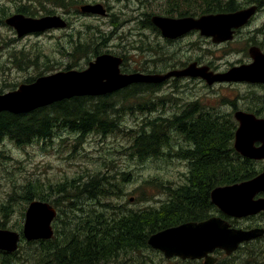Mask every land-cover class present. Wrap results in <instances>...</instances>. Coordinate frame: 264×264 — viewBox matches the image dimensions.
I'll return each mask as SVG.
<instances>
[{
  "label": "rangeland",
  "instance_id": "rangeland-1",
  "mask_svg": "<svg viewBox=\"0 0 264 264\" xmlns=\"http://www.w3.org/2000/svg\"><path fill=\"white\" fill-rule=\"evenodd\" d=\"M238 1L242 8L252 0ZM87 3L101 4L106 14L82 12L80 6ZM52 4L54 3L47 0H0V85H7L1 87L3 92L14 89L18 83L37 74L35 66L26 68L25 53L29 56L38 54L39 67H42L43 60L58 63L53 64L55 70L50 72L63 70L69 62L81 64L80 52L65 56L58 46L66 52L71 51L74 39L79 38L81 42L89 39V28L100 29L107 36L104 44L107 48L104 49L113 51V55L123 52L130 68L145 67L150 70H165L171 66L197 61L213 70L225 71L231 65L250 61L247 50L251 44H264V9L240 28L231 41L216 44L197 32L173 42L163 37L152 23L151 26L147 24V14H156L164 7V0H70L68 6L62 8ZM21 6L34 13L32 17L52 15L54 9L75 12L78 8L82 14L69 18L71 25L68 27L17 36L16 30L6 25L4 19ZM62 11H58V14ZM110 22H114V25ZM143 97L153 99V110H127V105L131 104H125L118 121L121 128L113 133L89 134L77 140V134L63 131L51 141L32 142L23 146L8 138L0 140V203L5 201L6 194L21 192L27 182H37L47 189L49 184L79 176L89 178L102 172L114 177L111 181L117 179V188L113 190L118 193L102 199L105 206H96L107 216L120 215L141 207H157L169 197V192L165 189L167 186L185 182L188 168L186 160L177 154L182 138L176 132L169 134L170 144L162 150L161 159L156 160L154 156L139 159L135 155L133 138L139 131H148V127L144 125L149 118L163 120L164 117H172L180 113L185 104L194 100L218 114H228L237 108H258L264 113V85L259 83L224 82L209 86L202 79L180 78L170 81L164 87V97L160 90L145 93ZM167 97L170 100L164 103ZM147 99H136L132 105L136 102L143 103ZM149 105L148 102L144 107ZM121 171H130L132 174L129 178H119ZM153 177L164 182V191L151 184H142L143 180ZM55 195L52 196L53 199L56 198ZM57 199L63 213H59L58 218L53 221V227L68 229L73 226L84 201H70L66 195H58ZM13 206L9 219L11 225L17 224L19 219V212L16 211L19 204L15 202ZM244 251L241 249L234 252L236 255L230 263L264 264V251L255 256H249ZM133 261L129 264L166 263L163 256L151 250H146L143 255L134 254Z\"/></svg>",
  "mask_w": 264,
  "mask_h": 264
},
{
  "label": "trees",
  "instance_id": "trees-1",
  "mask_svg": "<svg viewBox=\"0 0 264 264\" xmlns=\"http://www.w3.org/2000/svg\"><path fill=\"white\" fill-rule=\"evenodd\" d=\"M47 1L62 8L67 7L70 0ZM258 1L252 0L251 3ZM241 6L238 0H164V7L156 14L168 17H195L207 13L230 12ZM17 11L26 16L34 15L22 6ZM150 16L147 14L146 22L151 26ZM110 23L114 25V22ZM88 34L89 39L85 42H81L79 38L74 39L73 49L69 52L58 46L65 56L80 52L81 64L69 62L63 70H80L101 53L114 54L113 51L104 49L107 48V45H104L107 36L100 29L89 28ZM67 40L71 42L70 39ZM38 56L24 54L26 68H37L35 77H28L24 82H31L37 76L55 70L53 64L58 63L48 60H43L42 67H39ZM150 86L135 84L105 95L73 96L26 113L1 111L0 140L8 138L23 146L32 142L51 141L63 131L77 134V140L89 134L113 133L121 128L118 121L125 104H131L127 105V110H153V99H147L141 94ZM151 88L148 93L155 91ZM136 99L147 100L132 105ZM168 100L170 97L164 99V103ZM148 102L150 105L144 107ZM182 109L172 117H164V122L160 118H149L144 125L148 127V131H139L133 138L132 146L139 159L149 156H154L156 160L161 159L162 150L170 144L171 132H176L189 142L188 147H180L177 150L178 155L190 158L185 182L167 186L165 189L169 192L168 199L160 202L157 207L130 209L120 215L107 216L96 206H105L101 200L118 193L113 190L117 188V179L111 181L114 177L109 174L97 172L89 178L79 176L65 182L49 184L47 189L37 182H27L21 192L12 191L6 194L5 201L0 203V228H14L21 235L16 251H0V264H129L130 261L134 262V254L143 255L146 250L163 256L147 244V239L152 233L179 222L195 220L214 206L209 197L213 187L250 178L260 169V164L249 160L246 162L240 157L235 159L230 155L233 148L230 149L229 137L232 138L237 126L233 111L218 114L198 100L185 104ZM244 110L264 117V113L258 108ZM131 174L130 171H121L119 178H129ZM142 184H151L164 191V182L160 178L145 179ZM54 195L55 199L52 197ZM58 195H66L70 201H84V206L76 214L73 226L63 230L53 227L54 234L49 239L25 240L21 231L28 203L34 199L48 202L56 209V220L59 213H63L58 206ZM15 202L19 204L16 210L19 212V219L17 224L11 225L9 219Z\"/></svg>",
  "mask_w": 264,
  "mask_h": 264
},
{
  "label": "water",
  "instance_id": "water-1",
  "mask_svg": "<svg viewBox=\"0 0 264 264\" xmlns=\"http://www.w3.org/2000/svg\"><path fill=\"white\" fill-rule=\"evenodd\" d=\"M80 10L92 14H106L101 4L87 3L81 5ZM255 11L256 6L252 5L230 12L207 13L197 17L155 14L150 17V21L165 38L175 39L197 30L201 36L219 44L232 40L236 30L244 26ZM5 23L16 30L17 36L66 26L60 15L29 17L20 13L8 16ZM248 54L251 62L233 65L221 72L192 61L183 68L171 69L162 74H124L119 68L122 59L105 52L89 61L82 70H59L41 75L32 82L21 83L13 90L0 93V112L26 113L73 96L105 95L131 83H161L170 77H200L208 85L215 82L264 83V53L257 46H251ZM233 117L238 124L234 132V149L242 156L264 161V117L240 109L234 111ZM256 142H260V145L256 146ZM260 192H264V165L261 172L253 178L213 187L209 197L211 203L221 212L240 218L264 211V197L255 198ZM55 216L56 209L48 202L36 199L30 201L24 213L23 237L26 240L51 238V224ZM263 235V228L232 227L227 221L213 217L159 230L148 237L147 244L159 250L165 258H204V264H214L217 259L212 255L214 250L220 249L226 255H231L242 243ZM19 241V232L0 228V251H15Z\"/></svg>",
  "mask_w": 264,
  "mask_h": 264
},
{
  "label": "flooded vegetation",
  "instance_id": "flooded-vegetation-1",
  "mask_svg": "<svg viewBox=\"0 0 264 264\" xmlns=\"http://www.w3.org/2000/svg\"><path fill=\"white\" fill-rule=\"evenodd\" d=\"M254 4L256 5L257 12L261 11L262 9H264V0H259L258 2H256V3L253 2V3H250L249 5H254ZM78 5H80V4H78ZM78 5H76V6H78ZM58 8H61V7H58ZM17 10H18V8H17ZM17 10H16L15 13H21V12H19ZM53 11H54L53 13L55 15H59L58 14V11H62V10L54 9ZM68 11H65V12L62 11V13L60 14V16H62L63 19L66 21V27H68V26L71 25V21L69 20V18H71L72 16H75V15L82 14L78 8L76 9L75 12L72 11V10H70L69 12ZM54 14H52V15H54ZM195 32L196 31H191V32H189L186 35H189V34L195 33ZM186 35H184L182 37H179L177 39L179 40V39L185 37ZM177 39H168V40L174 42ZM252 45L253 44H251L250 46H252ZM255 46H258L260 48V50L264 53V44L263 43H259V45H255ZM120 53L122 55H120ZM115 55H117L118 57H120L122 59L119 68H120V72L121 73H124V74L134 73V72H140V73H144V74H150V73H152V74L153 73L154 74H156V73L162 74V73L167 72V71H169L171 69H180V68H182V67L185 66V65H181V66L180 65L179 66L176 65V66H173V67H168L165 70H150L149 68H145V67H143V68H139V67L130 68V66L127 65V62H126V59L127 58L125 57V54L123 52L120 51V52H118ZM250 61H251V59H250ZM214 71H216V70H214ZM188 78H190V77H188ZM177 79H180V78H178V77H170V78H168L167 80H165V81H163L161 83L135 82V83H131V84L127 85V86L135 85V84L151 85L148 88V90H146V92L141 93L142 96L145 93H148L149 92V89L152 90L151 87H153L155 89V91L156 90L157 91L160 90V92L162 94V97H164V87L166 85H168L170 81H175ZM197 79H200V78H197ZM21 83H24V81L18 83L17 86L19 84H21ZM234 83H238V82H234ZM259 84L264 85V83H259ZM2 86L3 87H6L7 85L4 84ZM2 86L0 85V93H3V91H2L3 89L1 88ZM127 86H125V87H127ZM210 86H212V85H210ZM125 87H123V88H125ZM123 88H120L118 90H121ZM118 90H116V91H118ZM163 122H164V119H163ZM181 138H182V142L180 144H178L179 148L180 147H188L190 145L189 142L185 141L184 140V137H181ZM229 141H230V149L233 148V150H234V152H233V150H232V152H230V155H232L235 159H239V157H240L241 160H245L246 162L249 160L251 162L260 164L259 171H257V173L255 175H253L252 177H250V178H253L258 173H260V171L263 168V164H264L263 160H256V159H251V158L242 156L239 152H237L234 149V142H233L234 141V137L233 136H232V138L229 137ZM182 143L184 145H182ZM255 145L256 146L260 145V142H256ZM181 157H183L186 160V166L188 168L187 169V172H188V170H189V164H190V160H189L190 158L189 157L186 158L185 156H181ZM250 178H247V179H244V180H248ZM241 181H243V180H241ZM260 197H264V192H260V193H257L255 195V198H260ZM138 209H140V208H138ZM132 210H135V209H132ZM213 217H219V218L227 221L228 223L231 224L232 227H237V228H242V229H251V228L259 227V228H263L264 229V211H260V212H258L256 214H253V215H247V216H244V217L237 218V217H232V216H230L228 214H225V213L221 212L215 205L213 207H211L208 211H206L204 214H202L201 216H198L195 220H190V221L200 222V221H203V220H206V219H209V218H213ZM242 221H245L247 223L246 224H242L241 223ZM181 223H184V222H181ZM181 223L179 222L176 225H179ZM172 226H175V225H172ZM259 246H261L262 248H260V249L257 248ZM241 249H244L245 250L244 253H247L249 256H255L256 254H260L262 251H264V235L262 237L254 238V239H252L250 241L244 242L243 244H241L237 248V250L235 252L237 253ZM236 253L228 256V255H226L224 253V251H222L220 249H216L212 253V255L217 258L214 264H231L230 261L236 255ZM164 261L166 262L165 264H204V258H201V259H189V258L183 259V258H180L178 256H173L171 258H165L164 257Z\"/></svg>",
  "mask_w": 264,
  "mask_h": 264
},
{
  "label": "bare ground",
  "instance_id": "bare-ground-1",
  "mask_svg": "<svg viewBox=\"0 0 264 264\" xmlns=\"http://www.w3.org/2000/svg\"><path fill=\"white\" fill-rule=\"evenodd\" d=\"M117 56V55H116ZM32 82V81H31ZM17 88V87H16ZM235 183V182H234ZM153 234V233H152Z\"/></svg>",
  "mask_w": 264,
  "mask_h": 264
}]
</instances>
